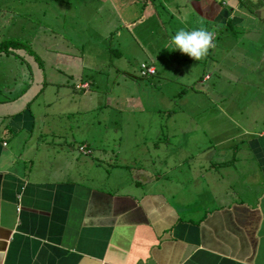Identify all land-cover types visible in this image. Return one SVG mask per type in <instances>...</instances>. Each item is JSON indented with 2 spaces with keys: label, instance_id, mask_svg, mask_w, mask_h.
Returning <instances> with one entry per match:
<instances>
[{
  "label": "crops",
  "instance_id": "obj_1",
  "mask_svg": "<svg viewBox=\"0 0 264 264\" xmlns=\"http://www.w3.org/2000/svg\"><path fill=\"white\" fill-rule=\"evenodd\" d=\"M163 1L176 19L173 26L159 19L169 41L180 28L201 26L215 33L214 41L218 30L264 34V11L253 0ZM137 9L136 0H81L68 15L67 41H52L50 58L23 61V79L31 81L16 95L29 97L0 107V264H264L263 122L247 129L233 120V131L209 129L213 151L204 154V163L200 149L187 147L192 136L181 138V157L175 158L157 148L171 142L163 132L136 136L139 153L121 150L120 125H104L101 135L90 132L94 79L113 52L120 62L125 49L138 47L132 31L140 20ZM85 49L100 56L87 59ZM170 49L144 56L141 63L155 68L149 80L173 78L161 59L178 67L181 52ZM121 64L114 68L123 70ZM209 79L205 75L199 84ZM78 83H87L88 91L76 90ZM5 90L0 88L2 99L13 100ZM243 144L248 152L240 150ZM171 159H180L181 181L171 179Z\"/></svg>",
  "mask_w": 264,
  "mask_h": 264
},
{
  "label": "rangeland",
  "instance_id": "obj_2",
  "mask_svg": "<svg viewBox=\"0 0 264 264\" xmlns=\"http://www.w3.org/2000/svg\"><path fill=\"white\" fill-rule=\"evenodd\" d=\"M162 1L136 0L138 6L136 18L140 16V20L135 21L132 31L138 47L125 49L123 58L120 59L123 66L121 73L117 71L118 68H114L120 63L114 52L112 61L109 60L103 65L104 73L95 77L94 86L90 91L97 95L94 99L89 98V103L85 99V103L91 106L86 118L91 119L90 132L94 131L95 135H101L104 125L122 126L121 150L127 153H139L137 137L152 139L163 132L164 135L169 136L171 142L158 145L157 148H160L161 152H166L168 149L170 154L179 158L181 138L192 136L187 147L193 152H199L200 149L204 163L206 160L204 154L213 151L211 150L213 145L209 140L213 131L218 133L226 127L229 131H233L230 126L233 120L247 129H254L255 126L264 123V43L262 42L264 34L249 33V31L234 32L231 29L218 30V38L214 41L216 48L212 56L208 52L204 59L195 61L181 53L178 67L168 63L169 58L161 59L167 73L173 78L163 80L157 77L158 79L151 81L140 76L139 64L146 54L156 51L158 47H165L171 52L170 47H166L169 38H165L159 19L164 21V25L173 26L176 23V19L172 16L173 11L167 5L170 2L163 1L164 6H161L159 2ZM80 2L81 0H0V88H6L5 91L14 93L13 100L6 99L11 98L9 96L5 99L0 96V107L8 108L10 104L18 106L23 103V98L28 95H16V92L31 81L23 79V72L25 73L23 61L35 55L50 58L53 55L50 51V43L58 40L62 41L63 45V42L67 41L62 34L70 28L68 15L78 11ZM253 2H257V5H260L259 10L264 11V0L260 2L253 0ZM152 5L157 9L158 16L150 8ZM98 28L101 30V24ZM167 29L169 31V28ZM121 33L125 38L127 33ZM252 41L259 45L252 46ZM114 43L115 37L112 39L113 48ZM154 43L158 45L145 46ZM226 45L230 47L227 48ZM46 46L48 47L45 48ZM62 50H65V47L62 46L58 51ZM30 52L32 53L29 54ZM94 56L100 55H96L95 51L91 50L88 53L85 49V58L91 59ZM185 57L187 62L184 60ZM216 63L217 67H214ZM98 65L99 63L95 68ZM28 67H32V64H27ZM205 75L210 79L200 85L199 79ZM73 76V82H76V76L74 74ZM32 77L35 80L37 75L34 74ZM68 81L72 83L69 78ZM154 84L155 91H153ZM37 100L44 101V96H39ZM200 105L207 110L202 109ZM211 106L214 109H209ZM195 122L198 127H195ZM209 129H212V134H208ZM93 140L89 141V145L98 152V145ZM240 150L248 152L244 144ZM179 163L180 159L170 160L172 167L170 176L171 179L181 181ZM249 163V169H255L251 158ZM167 183H170L171 187L175 182ZM153 185L158 187L157 184Z\"/></svg>",
  "mask_w": 264,
  "mask_h": 264
},
{
  "label": "clouds",
  "instance_id": "obj_3",
  "mask_svg": "<svg viewBox=\"0 0 264 264\" xmlns=\"http://www.w3.org/2000/svg\"><path fill=\"white\" fill-rule=\"evenodd\" d=\"M215 33L201 26L198 28H180L170 38L166 47L179 50L195 61L204 59L214 44Z\"/></svg>",
  "mask_w": 264,
  "mask_h": 264
},
{
  "label": "built area",
  "instance_id": "obj_4",
  "mask_svg": "<svg viewBox=\"0 0 264 264\" xmlns=\"http://www.w3.org/2000/svg\"><path fill=\"white\" fill-rule=\"evenodd\" d=\"M139 70H140L139 74L142 78H147L155 74V68L153 66L147 65L146 63H141ZM75 89L76 90H88L89 85L87 83H83V84L78 83L75 86ZM78 150L84 155H88L90 153L89 150L85 149V147L83 146H79Z\"/></svg>",
  "mask_w": 264,
  "mask_h": 264
},
{
  "label": "trees",
  "instance_id": "obj_5",
  "mask_svg": "<svg viewBox=\"0 0 264 264\" xmlns=\"http://www.w3.org/2000/svg\"><path fill=\"white\" fill-rule=\"evenodd\" d=\"M239 1H241L243 3V5L246 4V2H248V0H239Z\"/></svg>",
  "mask_w": 264,
  "mask_h": 264
}]
</instances>
